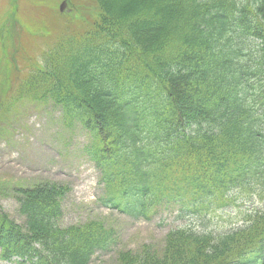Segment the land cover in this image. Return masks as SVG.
<instances>
[{"label": "trees", "instance_id": "16d2710c", "mask_svg": "<svg viewBox=\"0 0 264 264\" xmlns=\"http://www.w3.org/2000/svg\"><path fill=\"white\" fill-rule=\"evenodd\" d=\"M92 2V24L59 35L1 110L49 103L63 127L79 128L100 204L135 219L178 206L176 219L189 221L162 244L120 247L112 264H264V211L228 229L210 222L238 180L264 185V0ZM11 46L4 70L20 50ZM69 189L50 179L12 187L23 220L0 211L2 259L92 264L112 251L118 235L101 218L60 224Z\"/></svg>", "mask_w": 264, "mask_h": 264}, {"label": "rangeland", "instance_id": "374dc122", "mask_svg": "<svg viewBox=\"0 0 264 264\" xmlns=\"http://www.w3.org/2000/svg\"><path fill=\"white\" fill-rule=\"evenodd\" d=\"M10 1L0 0V62L5 54L12 52L11 44L16 46L17 43L20 50L15 52L13 46L15 53L7 56L11 62L6 70L0 63V211L21 223L23 217L17 214L16 202L7 194L15 184L50 179L70 188L62 200L61 225L102 218L116 230L118 247L162 243L168 229L179 223L175 209L160 210L151 219H134L101 206L97 201L98 174L81 151L86 137L77 127L71 131L63 127L56 108L49 103L17 100L14 104L8 103L13 105L7 111L1 110L5 101L15 91H20L18 81L28 73L32 62H39L41 53L59 35L76 36L92 24L91 17L96 13L93 6L88 11L92 0H65L63 11L59 10L62 0H14L13 7ZM23 28L25 31L20 33ZM242 195L246 196L247 192ZM262 195L261 200H264V193ZM236 203L237 206L210 215L213 217L210 222L215 220L219 229L237 225L251 203L240 202V199ZM114 260L112 252L98 253L92 264H112ZM0 264L16 263L0 260Z\"/></svg>", "mask_w": 264, "mask_h": 264}, {"label": "water", "instance_id": "95a60500", "mask_svg": "<svg viewBox=\"0 0 264 264\" xmlns=\"http://www.w3.org/2000/svg\"><path fill=\"white\" fill-rule=\"evenodd\" d=\"M64 7V3L62 2L61 5H60V9L62 10Z\"/></svg>", "mask_w": 264, "mask_h": 264}]
</instances>
